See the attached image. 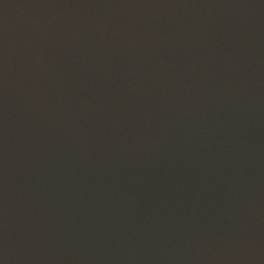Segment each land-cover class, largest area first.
<instances>
[{
    "label": "water",
    "instance_id": "1",
    "mask_svg": "<svg viewBox=\"0 0 264 264\" xmlns=\"http://www.w3.org/2000/svg\"><path fill=\"white\" fill-rule=\"evenodd\" d=\"M0 264H264V0H0Z\"/></svg>",
    "mask_w": 264,
    "mask_h": 264
}]
</instances>
